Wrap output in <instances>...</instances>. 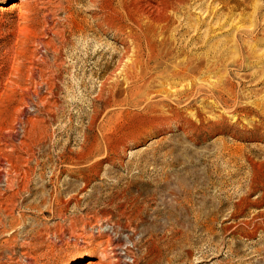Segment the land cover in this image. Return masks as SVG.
Listing matches in <instances>:
<instances>
[{
	"label": "rangeland",
	"instance_id": "obj_1",
	"mask_svg": "<svg viewBox=\"0 0 264 264\" xmlns=\"http://www.w3.org/2000/svg\"><path fill=\"white\" fill-rule=\"evenodd\" d=\"M103 10L0 0V264H264V0H184L132 82Z\"/></svg>",
	"mask_w": 264,
	"mask_h": 264
},
{
	"label": "bare ground",
	"instance_id": "obj_2",
	"mask_svg": "<svg viewBox=\"0 0 264 264\" xmlns=\"http://www.w3.org/2000/svg\"><path fill=\"white\" fill-rule=\"evenodd\" d=\"M103 1L104 0H101V2H103ZM108 2H109V10H103V13L100 17L101 21L97 25H100V26L106 25V27H108V28H113L117 33L124 34L127 43L129 42V44H131V46H129L127 44V46L124 48L125 49L124 53L122 54V57H121L118 65L116 66V68L113 72L116 73V71H118V70L119 71L123 70L125 81L132 82V81H135L136 79L139 78V76H140L139 71L142 68L147 67L146 63H144V61L142 60L143 56H146V58L149 61H152V63H154V64H161L162 63V56H166V54L169 52V50H167V49L164 52H161V51H159L160 49L157 47L159 44L165 45V44L170 43L171 37H173V36H169V34L167 35L166 33H168L169 30L172 31L175 29V27L171 28V25L175 20V18L173 17V14H176L180 10L182 4L184 3V0H108ZM21 7H22L21 3H10V5H8V7H3V8H5L4 9L5 11L10 12L11 10H19V9H21ZM175 17H176V15H175ZM97 18H99V17H97ZM194 27H193V29L196 28V27L195 28ZM171 33H173V32H171ZM184 34H185V32H184ZM190 39L191 40L194 39V36L192 35ZM184 46H185V42H184ZM164 48H165V46H164ZM170 49H172V47ZM178 49L183 50V48H180V47ZM173 50H174V48H173ZM167 63H169V62H167ZM152 69H153V67H152ZM187 69H188L187 67H180L176 70H173L171 75H172V77L178 78L177 76H181V78H182V75L185 74ZM153 72H155V71H153ZM142 75H141V77H142ZM107 83H108V80L106 79L104 81L102 87H100L101 91H103V92L105 91V93H106V94H104L105 99H103L101 97V95H97L98 100L102 99V101L104 102L105 108H109V107H112L113 105H116L115 99H114V89H112V87L110 86V83L108 84L109 87L106 88ZM113 84H112V86H113ZM196 91L210 92V95L213 96L214 99H216V97H217V96H215V91L205 87V85L202 83H194L193 81L190 83H187L185 85H182L181 88H179V89H173L172 91L167 90L165 95H163V97L164 98H171L172 96H175L176 98H179L181 96L190 95L191 93H194ZM122 92H123V90H122ZM125 103H128V102H125ZM117 107H118V104H117ZM157 110L168 113L170 116H172L175 119L176 122H178V125H180V126L185 122L186 123L187 122L192 123V122H190L192 120H190L186 115L179 114L178 109H175V110L170 109L169 110L168 108H166L164 110H161L160 108H157L156 111ZM105 111L106 110L104 109L103 112H105ZM97 113H98V111L96 110V112H94V114L91 115V118H90L91 124L95 120H97L96 119ZM194 114H196V116L197 115L201 116L202 112H201L200 108L196 107ZM181 128L184 131V133L188 132L187 127L185 128L182 125ZM109 239H110V237H109ZM109 242L110 243L108 245L109 247H108L107 253L110 254V256L112 257V260H114L117 264H120V263L124 264L126 260L124 259V257L122 255L127 256V254H126V252H124V253L118 252V250L121 248L120 240L118 238L114 237V238H111V240ZM9 258H10V256H9Z\"/></svg>",
	"mask_w": 264,
	"mask_h": 264
},
{
	"label": "built area",
	"instance_id": "obj_3",
	"mask_svg": "<svg viewBox=\"0 0 264 264\" xmlns=\"http://www.w3.org/2000/svg\"><path fill=\"white\" fill-rule=\"evenodd\" d=\"M129 257V256H128Z\"/></svg>",
	"mask_w": 264,
	"mask_h": 264
}]
</instances>
